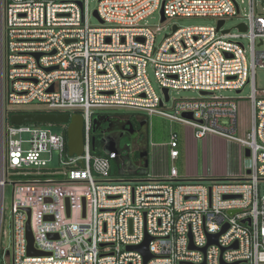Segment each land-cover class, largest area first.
Wrapping results in <instances>:
<instances>
[{"label": "built area", "instance_id": "1", "mask_svg": "<svg viewBox=\"0 0 264 264\" xmlns=\"http://www.w3.org/2000/svg\"><path fill=\"white\" fill-rule=\"evenodd\" d=\"M159 10L165 22L205 17L217 25H174L157 44L143 22ZM95 12L98 27L90 23V0H0V238L11 185L8 264H264V89L255 73L264 67V0H98ZM238 16L233 34L225 24ZM247 86L253 121L244 138L237 100L216 93L240 96ZM172 90L200 97L175 100L169 111ZM33 103L46 106L37 113L82 116L83 155L70 156L65 136L50 127L10 123ZM102 109L158 116L195 140L233 142L244 167L224 177L182 178L174 165L180 138L171 131L167 174L113 178L120 152L92 151L95 111ZM12 176L21 180L9 182ZM28 221L41 255L29 254ZM148 238L153 258L145 263L127 247Z\"/></svg>", "mask_w": 264, "mask_h": 264}, {"label": "rangeland", "instance_id": "2", "mask_svg": "<svg viewBox=\"0 0 264 264\" xmlns=\"http://www.w3.org/2000/svg\"><path fill=\"white\" fill-rule=\"evenodd\" d=\"M248 1V0H245ZM98 7V0H90V23L94 27L100 26V22L93 14L94 11ZM258 11H263L261 6L258 5L257 7ZM243 13V11H242ZM161 12L160 10L154 13L151 17L146 19V21L143 22V24H147V26L151 27L157 37V44L161 43L163 41L165 35H170L173 31V26L177 25L180 28H188V27H197V26H203V27H210V26H216L217 20L215 18H205V17H192V18H185V17H176V18H170L166 22L162 23L161 21ZM242 22V19L240 17L230 18L227 19L225 24V29H231L233 34L238 33V30L236 27ZM157 27H161L160 32L158 33L156 31ZM245 45L248 46V42L244 41ZM256 86L258 90L264 89V67H256ZM149 78L152 82V85L154 86L156 92L159 95H162V90L153 74V72L149 69ZM219 96H224L228 98H234L237 100L238 103V123H239V131L238 136L239 137H247V133L249 130H251L252 127V103L249 100V97L251 96V88L247 86L244 91L239 95H237L235 92L230 91H222L216 93ZM171 101L167 104V109L169 111H172L171 108L173 106V103L175 100H187V99H197L200 97V93L196 91H171ZM17 108V107H15ZM20 110L24 111H45L46 106L39 103H33L28 106L19 107ZM73 111H71L72 113ZM97 112L94 116V119L99 117V115L105 114V113H114V111L110 109H102V110H96ZM118 113L121 114H129V113H137V114H144L143 112H138L134 110H123L119 111ZM37 126H44L42 124H35ZM46 127H50L54 132L63 134L65 133V130H67V125L63 124H50L45 125ZM171 131H175L178 134H183V128L181 125L176 123H170L168 120L158 117H153L149 121V140H150V146L152 144H158V149H164L163 144L167 143L169 141V133ZM179 150L181 153L183 152L181 146H179ZM92 151L94 154L104 153V148H102V142L99 134L93 133L92 134ZM183 162L181 161L177 164L178 170H180V174L183 175L184 168L182 167ZM150 168V166H149ZM116 178L119 177V175H115ZM56 178V177H54ZM97 180H100L98 177H96ZM7 180L9 182L21 180L20 177L12 176L7 177ZM209 184L210 183H206ZM264 193V190L262 191V194ZM5 224L3 226V231L6 232V235L2 233L0 238V253L6 250L10 249V226L8 224L9 216L12 210V186L8 185L5 190ZM0 261L2 264H8V259L4 258L0 254Z\"/></svg>", "mask_w": 264, "mask_h": 264}, {"label": "crops", "instance_id": "3", "mask_svg": "<svg viewBox=\"0 0 264 264\" xmlns=\"http://www.w3.org/2000/svg\"><path fill=\"white\" fill-rule=\"evenodd\" d=\"M142 115L148 120V129L150 119L158 117H149L145 113ZM182 128L183 134L179 133V146H181L183 152L181 153L180 151L179 158L174 162L177 167V164L182 159L184 176L180 174L179 170V175L182 178L224 177L229 174H238L243 169L244 159L237 144L215 136H209L203 140H195L186 128L183 126ZM167 143L163 144L162 147L164 149H158L159 146L155 143L150 146L148 160L150 168L149 166L148 168L145 167L146 169L139 173L126 171V159L117 161L115 164L118 167L119 179L136 181L145 179L151 174H167L172 165L170 148L166 146Z\"/></svg>", "mask_w": 264, "mask_h": 264}, {"label": "flooded vegetation", "instance_id": "4", "mask_svg": "<svg viewBox=\"0 0 264 264\" xmlns=\"http://www.w3.org/2000/svg\"><path fill=\"white\" fill-rule=\"evenodd\" d=\"M96 134L100 135L102 148L115 145L120 152L117 161L126 159V171L139 173L149 160V129L142 114L105 113L99 115ZM115 165V163H114Z\"/></svg>", "mask_w": 264, "mask_h": 264}, {"label": "water", "instance_id": "5", "mask_svg": "<svg viewBox=\"0 0 264 264\" xmlns=\"http://www.w3.org/2000/svg\"><path fill=\"white\" fill-rule=\"evenodd\" d=\"M95 17L98 18L97 12L94 13ZM162 16V22H165L166 18L163 14V11L161 12ZM224 22H220L221 26ZM52 70V69H49ZM166 99H169L168 96V90H163ZM207 94V93H203ZM186 118L191 119V115H185ZM10 123L12 125H23V124H42V125H50V124H63L67 125V147H68V153L70 156H81L84 153V137H83V119L80 114H70V113H37L35 111H26L22 112L20 114H15L10 117ZM145 125L148 127V120L146 119ZM99 126L98 118L94 119V128L93 133L97 132ZM118 151L117 147L115 145H106L104 149V154L110 155L112 152ZM247 156H249V150L246 151ZM145 166L148 168L149 162ZM69 212V211H68ZM226 230V229H225ZM224 232V231H223ZM219 235H216L215 237H210L209 245L211 244H217V239ZM27 237L29 242V254H43L41 252H37L34 249V240L32 233L30 231L29 227V221L27 223ZM151 239L148 238L146 242H144L140 246H128L127 250H138L140 251L144 257H145V263L149 262L153 255L149 252V244ZM203 251H206V248L203 249ZM7 257H10V251L7 252ZM205 264V263H204Z\"/></svg>", "mask_w": 264, "mask_h": 264}, {"label": "trees", "instance_id": "6", "mask_svg": "<svg viewBox=\"0 0 264 264\" xmlns=\"http://www.w3.org/2000/svg\"><path fill=\"white\" fill-rule=\"evenodd\" d=\"M63 135H64L65 138L67 139V130H65V133H63ZM97 155H104V153H99V152H97ZM116 162H117V161H114V162H113V171H112V177H113V178H116L115 175H119L118 167L116 166V164L114 165V163H116ZM116 179H119V177L116 178ZM0 254H1L2 257L5 258L6 255H5L4 251L1 252ZM0 264H2L1 261H0Z\"/></svg>", "mask_w": 264, "mask_h": 264}]
</instances>
